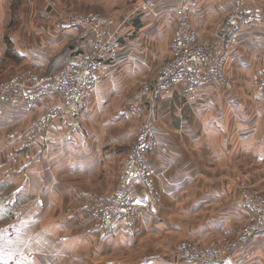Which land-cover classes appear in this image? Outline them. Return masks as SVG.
Segmentation results:
<instances>
[{"label": "crops", "instance_id": "1", "mask_svg": "<svg viewBox=\"0 0 264 264\" xmlns=\"http://www.w3.org/2000/svg\"><path fill=\"white\" fill-rule=\"evenodd\" d=\"M11 1L0 0V11L6 12ZM238 1L158 0L155 12L141 11L132 19L118 17L114 25H117L119 55L123 59L99 74L76 119L56 125L40 139L42 145L35 151L32 162V176L36 177L37 185L48 181L52 191L57 188L54 182L65 178L83 175L87 181H96L104 172V177L110 180L114 173L107 171V167L114 171L119 163L121 171L128 154L122 156L113 144L135 138L141 120L132 114L127 104L120 106L118 102L131 91L128 97L134 99L142 83L147 81L144 79L154 76L156 69L171 57V43L177 28L175 8L187 7L203 41L219 29ZM242 1L247 11L264 15V0ZM31 11L34 18L49 22L50 28L41 25V31H47L48 37L39 40L37 47L20 45L16 51L19 58L28 59L34 67L44 68L51 64V54L55 52L52 66L55 69L52 70L60 73L72 60L92 53V45H76L80 29L60 22L48 6L32 5ZM3 20L0 19V24ZM234 39L235 43L226 46L229 54L226 72L233 81L232 89L212 84L184 97L176 87L155 103L153 128L157 147L147 156V162L161 202L150 203L147 196H140L154 214L143 212L134 227L122 224L102 230L90 226L84 207L104 194L74 187L76 190L70 199L72 203L80 202L77 207L72 206L68 217L77 218L68 224L83 228L86 235L71 240V244L84 241L94 244L95 254L100 253L103 259L115 247L129 255L128 259H105L104 264H170L154 257H131L140 243L143 249L142 241L147 239L169 241L174 234L181 233L185 238L210 243L219 237L231 239L239 234L250 217L241 202L237 182L249 181L253 173L252 168L242 167L245 174L239 176L241 163L247 156L264 165V96L255 78L264 72V21L251 27H239ZM51 104L45 99L34 108L16 103L0 108V119L6 121L13 135L22 129L29 131L41 111ZM106 179L102 181H108ZM211 181L221 183L214 185ZM24 184L17 190L22 191ZM38 203L44 204L41 197ZM202 212L206 215H201L196 223L176 220L180 217L197 219ZM214 264H264V239L256 238Z\"/></svg>", "mask_w": 264, "mask_h": 264}, {"label": "rangeland", "instance_id": "2", "mask_svg": "<svg viewBox=\"0 0 264 264\" xmlns=\"http://www.w3.org/2000/svg\"><path fill=\"white\" fill-rule=\"evenodd\" d=\"M138 1L140 0H12L6 12H3V9L0 11V19L3 20V18H7V20H3L2 24H0V108L10 107L16 103H22L24 106L27 105L29 108H34L36 103L43 99L49 102L51 101L52 103L49 108H44V110L41 111L34 126L30 128L29 131L22 129L20 132L13 135L6 121L0 119V264H104L103 260L105 259H128V253H122V251H120L121 249L118 247L113 248V250L110 249L109 251H111V254L103 259L100 253L95 254L94 244H90L87 241L77 245L70 243L71 240H79L80 237L85 238L84 236L86 235V231L83 228H77L74 227L73 224H68V222H73L77 218L68 217L73 211L72 206L75 205L77 207L80 202L78 200L72 203L70 199L71 196H74L73 192L75 193L76 190L74 187L103 192L104 195L95 197L84 207L85 215L90 217V226H95L102 230L113 229L122 224L134 227L138 225L143 212L153 215L154 211H151L148 205L143 203L140 196H147V201L150 200V203L159 204V202H161L160 196L157 195L156 182L154 181L150 168V173L147 174L155 187L153 191L149 192L145 189L142 183L139 182L140 180L136 182L134 180L126 184L127 180L125 178L130 172L129 163L133 160L134 148L145 127L150 126L151 130H153L152 133L154 132L155 135V147L151 152L157 147V136L153 128V122L156 118L155 103L159 97L153 102L144 101L140 105V110L132 113L141 120V128L136 137L130 138L123 144H113V148L116 149L119 154L122 156L128 154V158L125 167H123L121 171L119 170L121 163L116 166L114 171L112 167H110L109 170V167L106 166L107 171L114 173V176H111L112 178L110 180L106 179L107 177H104V172H102L99 174L100 178L96 181L93 179L87 181V178H84L83 175L79 176L80 178L71 179L69 177L62 181H55L54 183L57 188L52 189V191L48 187V181H44L45 185H37V181H35L36 177L32 176V162L34 161L35 151L42 145V140L40 141V139L48 135L50 129L56 125L60 123L66 124L76 119L80 113L81 105H79L75 113H69L64 98L59 94H43L41 96L30 97L31 91L33 90L32 87L34 88L38 85L36 82L32 83L35 75L46 77L59 76L68 71L70 63H68L62 72L54 73L52 69L55 68L52 66L57 55L54 54L55 52L51 54V64L44 68L34 67L30 64L28 59L19 58L16 55V51L19 49L20 45H24V47H37L40 45L39 40H46L48 37L47 31L45 33L41 31V25H46V27L50 28V26L47 25L49 22L37 17L34 18L31 11L32 5L37 7L38 5L48 6V10L56 14L60 22H66L67 18L73 14H100L109 19L107 25L108 29L110 31H116L117 25L114 24L118 21V17L126 16L129 17L128 19H132L137 13L141 12L136 10ZM77 28H79L81 32V28ZM90 37L92 40L79 42L76 39V45L83 43L89 44V46L92 45L93 53L94 32H91ZM33 40L36 41L34 42ZM87 49L88 48L85 50L87 51ZM61 52H63V50L60 51V54ZM164 63L156 69L154 76L152 75V77L144 79L147 81L142 83L139 93L134 99L128 97L132 93L131 91L127 96H122V101L118 102V104L120 106L127 104L129 108L130 102L139 96L144 84L154 81L156 74H158V71ZM263 74L264 72L257 74L255 78L264 96V90L260 86ZM14 79L30 82V88L25 89L23 84L20 83V86L18 85L10 91L3 90L5 84ZM126 86L129 87L128 84H126ZM139 86L140 83L134 87L135 90H137ZM36 89H38V87ZM240 92L245 94L244 91ZM246 92L249 93L250 90H246ZM86 99L82 102V105ZM43 116L49 117V124L44 129H37V123ZM150 153L146 155V160ZM241 165L239 176L245 174L244 168L253 169L252 176H249V181L245 183L243 181H234L238 183V193L241 202H243L241 196V190L243 189H249L258 196L264 197V165L256 161V159H251L247 156L246 160H243ZM103 179L108 181H102ZM210 183L217 185L221 183V181H211ZM23 184L24 188L22 191L17 190L18 187ZM126 187L135 194L136 201L143 205L139 214V219L134 223L125 220L118 224H109L108 226H104L99 221H96L97 208L105 205L106 207H109L108 205L111 207L114 206V199L110 197H112L118 189H125ZM39 197L43 199L44 204L41 205L38 203ZM248 213L250 218L244 223L239 234L242 229L252 221L253 215L249 210ZM201 215L205 216L206 214L203 212L202 214L199 213L197 219L180 217L176 220L179 223H196L201 219ZM87 233L90 232L88 231ZM239 234L231 239L219 237L210 243L199 239L185 238L181 233L174 234L173 240L169 241L147 239L142 241V245L144 246L143 249L140 243L136 250L138 253L135 251V255L131 258L147 259L154 257L170 264H186L183 263V260L175 256L180 252L183 243H200L204 248L208 245L220 244V241L221 243L235 241ZM252 240H254V238L238 246L236 249L246 245ZM234 251L228 252L226 256L232 254Z\"/></svg>", "mask_w": 264, "mask_h": 264}, {"label": "built area", "instance_id": "3", "mask_svg": "<svg viewBox=\"0 0 264 264\" xmlns=\"http://www.w3.org/2000/svg\"><path fill=\"white\" fill-rule=\"evenodd\" d=\"M157 1L140 0L136 10L155 12ZM175 14L177 28L171 43V57L162 65L154 81L145 83L139 96L130 102L129 110L132 113L140 110V105L144 101L153 102L157 97L176 87L184 97H190L201 88L212 84L232 89L233 82L226 72L229 57L226 46L236 42L234 35L239 27H251L264 21L262 13L247 11L243 1L240 0L226 16L219 29L212 32L209 39L202 41L199 39L198 30L192 22L187 7H176ZM66 23L81 28L77 37L79 42L92 40L90 36L91 32H94V51L90 55L72 60L68 71L59 76L35 75L32 83L36 82L38 85L32 87L30 97L59 94L64 98L68 112L75 113L98 81L101 71L110 64L116 65L123 57L119 55L116 31H110L107 27L109 23L107 17L92 13L73 14L67 18ZM20 83L25 89L30 88V82L14 79L5 84L3 90L10 91ZM260 86L264 90V74ZM48 124L49 117L43 116L36 127L44 129ZM152 131L150 126H147L140 135L133 151V160L129 163L130 172L125 176L126 184L140 180L139 182L149 192L155 189L147 174L150 173V167L146 160V155L155 147V135ZM255 194L249 189L241 190L242 204L252 213L253 218L235 241L224 243L220 241V244L216 243L204 248L200 243H183L180 252L175 256L186 264H214L248 240L264 239V197ZM110 198L114 199V206L105 205L97 208L96 221L108 226L125 220L134 223L139 219L143 205L136 201L135 194L129 188L118 189Z\"/></svg>", "mask_w": 264, "mask_h": 264}]
</instances>
